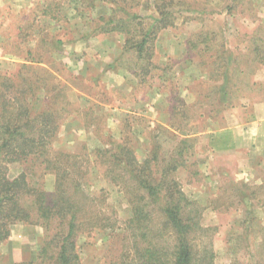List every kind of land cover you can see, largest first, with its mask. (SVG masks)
I'll list each match as a JSON object with an SVG mask.
<instances>
[{"label":"rangeland","instance_id":"374dc122","mask_svg":"<svg viewBox=\"0 0 264 264\" xmlns=\"http://www.w3.org/2000/svg\"><path fill=\"white\" fill-rule=\"evenodd\" d=\"M52 1L57 0H0V73L15 77L22 70L29 82L41 79V85H53L52 94L58 95L57 103L65 107L53 149L89 154L96 147L111 148V142H120L130 126L132 144L143 158L154 142L165 151L172 150L176 146L171 136L175 132L173 126L188 125L189 136L194 139L190 151L192 168L180 170L177 176L185 193L204 209L202 222L212 229L215 264H264V226L260 223L264 211L256 212L257 206L249 207L240 197L244 192L249 194L245 184L257 187L249 184L244 175L239 163L243 154L228 156L229 159L216 157L209 148V138L201 135L208 121L214 129H225L264 115V65L251 63L255 55L249 51L255 35L264 38V0H235L231 9L228 8L231 0H175L178 6L173 10L174 26L153 30L149 28L155 27L158 17L155 0L152 3L126 0L132 3L130 10L142 18L136 41L143 38L144 32H153L147 48L153 54L151 68L155 69L145 76V83L135 72L143 75L142 67L147 62L138 61L136 50H124L125 37L118 33L92 34L93 25L86 24L82 17L95 18L96 26L100 15L110 10L96 2L97 8L92 12L82 8L77 12L72 0H62L61 13L67 20L50 23L49 18L38 16V12ZM32 21L36 23L33 29H45V25L52 24L46 29L55 34L54 38L60 35L65 41L50 64L38 65L36 71L21 68L26 63V50H36L47 35L34 31L29 41L23 43L20 30L27 29ZM193 43L198 44L197 49L192 47ZM223 50L238 58L239 69L245 73L240 75L243 79L247 71L249 85L240 80L245 94L240 93L232 107L211 119L208 112L211 103L219 100L218 90L211 88L215 79L211 71L219 63L213 53ZM117 57L121 59L116 64ZM109 64H114V68L109 69ZM181 100L188 101L190 106L188 124L182 115L172 112V107H180ZM9 169L13 177L19 174L21 166L11 165ZM103 171L93 165L85 188L106 199L104 209L113 215L115 228L89 239L80 238L78 247L83 264H108L130 248L129 239L117 235L130 216L129 206L121 190L103 178ZM44 183L47 190H53L55 176L48 174ZM263 197L264 192L259 198ZM254 200L256 205L257 198ZM250 209L252 213L248 215L246 210ZM246 219L248 222L244 224ZM13 230L17 239L15 244L7 241L1 246L0 264L37 260L44 229L18 224ZM31 239L33 251L29 248Z\"/></svg>","mask_w":264,"mask_h":264},{"label":"trees","instance_id":"16d2710c","mask_svg":"<svg viewBox=\"0 0 264 264\" xmlns=\"http://www.w3.org/2000/svg\"><path fill=\"white\" fill-rule=\"evenodd\" d=\"M147 1L152 3L154 0ZM233 1L228 5L229 9ZM72 2L76 4L74 10L77 12L81 8L87 13L92 12L97 8L96 2L110 10L100 15L96 26L95 18L82 17L86 24L93 25L92 34L118 33L125 37L124 50H136L138 61L147 62L142 67L143 75L135 72L145 83V76L155 69L151 68L153 54H149L147 48L153 32H144L143 38L136 41V30L142 29V18L130 10L132 3L126 0ZM61 3L62 0H57L46 4L38 16L49 18L50 23L67 20L68 17L61 13ZM155 3L158 17L155 27L149 29L173 27V10L178 2L155 0ZM35 21L29 23L27 29L20 30L23 43L29 41L34 31L47 35L36 50H26V63L21 68L28 71H36L38 65L47 62L50 64L53 54L65 44L59 34L54 38L55 34L46 29L52 24L45 25V29H33ZM254 40L249 48L255 55L251 63L264 65V38L257 34ZM192 47L197 49L198 44L193 43ZM213 54L219 63L217 69L211 71L215 78L213 82H217L211 88L218 90L219 100L211 103L212 108L208 111L211 119L232 107L231 103L240 93L245 94L246 89H242L244 86L239 84L240 80L249 85V74L246 71L242 79L245 73L240 71L238 58L229 50ZM119 59L121 57H117L116 64ZM114 66L109 64L108 68L113 69ZM23 75L22 70L18 77L0 73V248L10 239L15 225L38 226L44 229L45 235L37 260L17 264H83L78 247L80 238L89 239L98 232L115 228L113 215L104 209L106 199L92 195L85 188V180L95 165L104 169V179H109L121 190L130 211L124 228L117 234L129 239V251L124 249L108 264H215L216 253L210 237L212 229L202 222L204 209L185 193L177 176L180 170L192 168L190 158L193 153L190 151L194 139L189 136L188 125L172 127L175 132L171 136L176 140L172 150L165 151L154 142L143 158L132 144L130 126L120 142H111V148L96 147L89 154L55 150L53 144L58 137L61 113L65 107H60L58 95L52 94L55 90L53 85H41V79L36 83L29 82ZM48 75L57 79L54 74ZM10 94L13 96L9 97ZM187 104L188 101L181 100L180 107H172V112L182 115L188 124L191 117ZM11 165L21 166L17 176H10ZM48 174L55 176V186L51 191L44 183ZM245 186L249 194L242 193L241 199L249 207H254L253 201L257 198L255 206H264V197L259 198L264 185L258 188ZM251 209L246 210L248 215L252 213ZM247 222L246 219L243 223Z\"/></svg>","mask_w":264,"mask_h":264},{"label":"crops","instance_id":"0c3cea01","mask_svg":"<svg viewBox=\"0 0 264 264\" xmlns=\"http://www.w3.org/2000/svg\"><path fill=\"white\" fill-rule=\"evenodd\" d=\"M257 111V109H256ZM205 126L206 130L201 133L202 136H207L210 140L209 148L216 157L221 155L229 159L228 156L241 153L240 165L243 167L244 175L249 179V184L257 187L264 185V115H258L254 119L245 124H238L236 127H230L225 129H214L213 125L209 124ZM195 136V135H193ZM244 151V153H243ZM248 155H247V154ZM246 154V155H245ZM245 155V156H244ZM227 166V165H226ZM228 169V167H225ZM243 176V174H241ZM247 181V182H248ZM254 202V201H253ZM256 207V206H254ZM264 211V206L258 207L256 212ZM255 212V213H256ZM257 218V216H255ZM262 220V222H261ZM261 226H264V220L261 219ZM255 223V222H254ZM260 225V224H259ZM12 231L11 237L8 243L15 244V234ZM21 239V237H19ZM30 250L33 251L32 246L34 240L30 241ZM29 245V246H30ZM27 247V246H26ZM22 254V247H19ZM26 250V249H23ZM28 250V247H27ZM25 254V253H24Z\"/></svg>","mask_w":264,"mask_h":264}]
</instances>
